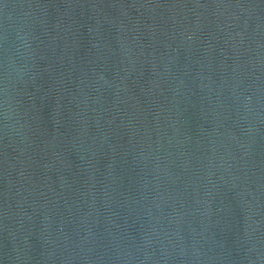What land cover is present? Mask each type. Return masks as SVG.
Returning <instances> with one entry per match:
<instances>
[{"label":"water","instance_id":"obj_1","mask_svg":"<svg viewBox=\"0 0 264 264\" xmlns=\"http://www.w3.org/2000/svg\"><path fill=\"white\" fill-rule=\"evenodd\" d=\"M0 264H264V0H0Z\"/></svg>","mask_w":264,"mask_h":264}]
</instances>
